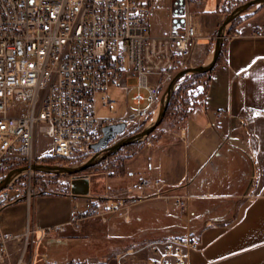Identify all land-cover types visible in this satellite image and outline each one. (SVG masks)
<instances>
[{"label": "built area", "instance_id": "2783aa9c", "mask_svg": "<svg viewBox=\"0 0 264 264\" xmlns=\"http://www.w3.org/2000/svg\"><path fill=\"white\" fill-rule=\"evenodd\" d=\"M182 1L183 12L174 16L182 26L156 36L148 23L153 0H0V165L48 163L46 158L72 165L89 159L94 154L89 144L100 137L104 124L112 123L97 110H115L118 101L110 96L114 88L124 91L128 107L116 121H124L126 129L130 125V134L148 123L159 108L162 90L186 66L200 36L196 6L201 0ZM253 34L264 36V28H255ZM37 132L50 140L48 152H37ZM147 188L161 196L165 183L142 177L134 187ZM33 195L28 190L17 198ZM102 198L74 203L64 223L38 226L27 220L19 236L0 233V262L93 264L92 257L58 261L40 248L55 235L78 230L89 218L128 210L140 200L117 194ZM188 201L189 196L175 200L181 212ZM14 242L19 243L18 253L11 258L8 244ZM147 245L153 253L148 264H187L199 240L191 233H171Z\"/></svg>", "mask_w": 264, "mask_h": 264}, {"label": "crops", "instance_id": "0c3cea01", "mask_svg": "<svg viewBox=\"0 0 264 264\" xmlns=\"http://www.w3.org/2000/svg\"><path fill=\"white\" fill-rule=\"evenodd\" d=\"M153 1L155 9L158 4ZM220 7V0H201L196 6L201 15L196 46L208 41V36L203 34L207 28L204 24L208 22L211 29L222 19ZM252 7L247 15L235 18L225 28L221 58L206 76L202 99L199 98L198 103L178 119L164 120L153 131V138L139 144L128 160L130 169L126 174L130 177V185H125L128 180L124 177H118L119 188L130 189V196L140 198L130 209H143L144 214L135 216L142 220L147 208L168 202L170 196L163 194L160 198L153 196L152 189H134L139 178L161 180L165 183L164 189L171 191L183 183L192 168L196 169L192 181L210 169L218 158H222L225 145L232 149L237 160H241L242 189L225 199L233 204L231 212L206 220L191 233L197 236L199 246L188 253L187 264H264V36L253 34L255 28H264V2ZM183 10L182 0H170L168 15L162 24L148 20L150 32L162 36L171 27L182 26V21L174 16ZM115 90L121 89H111L110 94ZM119 106V101L115 110L99 106L97 115L111 122L119 120L128 112L126 104V111L116 115ZM101 110H109L115 116H103L99 114ZM177 153L183 156L182 164L174 161ZM84 174L89 179L87 195L70 193L71 177L68 175L57 180L58 184L62 182V188L57 191L46 190L35 193L29 200L20 197L0 204V233L19 236L24 232L27 220L38 226L64 223L74 203L83 204L89 199L107 196L110 176L91 171ZM102 178L103 182L99 181ZM99 182L103 183L104 192L97 191ZM132 219L130 213V221ZM171 233L181 234L174 225L143 228L131 233L135 239L130 246L115 249L101 258L95 257L93 264H148L153 253L147 243ZM17 246L18 242L9 243V253ZM59 247L46 248L42 252L58 261L71 259L66 258L67 249ZM56 252L59 257L54 256ZM74 256L73 259L91 257L88 253Z\"/></svg>", "mask_w": 264, "mask_h": 264}, {"label": "rangeland", "instance_id": "374dc122", "mask_svg": "<svg viewBox=\"0 0 264 264\" xmlns=\"http://www.w3.org/2000/svg\"><path fill=\"white\" fill-rule=\"evenodd\" d=\"M155 1L158 5L151 13L149 22L162 24L167 18L170 0ZM247 1L248 0H220V11L223 13L222 19L216 23L214 28L211 29L210 26H208V22L204 24L207 26V28H204L203 34L208 36V41L199 43L196 46L194 49L195 52L187 60L186 66L184 68L200 66L210 61L217 38V30L219 25L235 7ZM252 9L253 7H250L249 9L242 12L237 18H243L248 12L252 11ZM229 24L227 26H229ZM224 31L222 33L221 42H223V37L225 34ZM178 71L174 73V76ZM133 82V80L129 81V83ZM180 86H187V88L184 89V91L180 94V98L174 102L172 109L167 115H165V117H163L162 122L168 119L173 121L178 119L191 107H194L195 104L198 103L199 98L202 99L205 94L206 76H202L198 72H188L182 75L176 81L173 91L177 90V88ZM166 87H164L162 90V94L165 93ZM110 96L120 102V106L116 115L123 114L126 111V94L124 91L115 90L111 92ZM157 113L158 110L155 115H151V118H149L150 120L147 119L148 123L143 124L140 129L142 130L150 126L155 120ZM99 114L103 116H115V114L111 113L109 110H101L99 111ZM162 122L157 127H155L153 131H155L162 124ZM131 126L133 125L131 124ZM153 131L145 137L135 140L133 145L123 146L115 151L113 155H108L106 159H103L101 163L107 161V168H99L97 170L91 171L94 173L101 172L104 174V176H110L107 180V196H103L102 199L106 200L107 198H114L116 194L117 197H125L126 195H130V192H128L130 189L119 188L121 185H118L120 180L118 177H124L125 180H128V182L126 181L125 185H130V177H128L126 174V170L130 169V162L128 161L130 158H127V156L133 150L138 148L140 143L153 138ZM129 135L130 125L127 127L126 131L120 135V137L123 138ZM50 147V140L43 133L37 132V152H48ZM227 147L229 146H224V149L226 148V150H223L225 153H223L222 158H218V161L216 160L211 165L210 169L200 173V175L197 176L194 181L192 180L196 175V169L192 168L188 177H186L179 187L171 191H166V189H164L161 195L166 194L167 196H170L168 198L169 201L161 203V205H152L147 208V210H145V219L137 220L135 217L136 215L144 214L143 209L129 208L128 210H125L123 208H119L107 214L105 218L92 217L85 220L78 230L68 229L62 234L55 235L45 240L40 250L45 251L46 248L57 249L60 246L59 248L61 249H67V259H72L75 257L74 255H77V253H88L92 258H101L103 256L109 255L115 249L130 246L132 239H135V236H132L131 233H135L139 230H142L143 228L149 230L150 228L164 226L169 227L174 225L177 232L181 234L186 232L194 233V231L200 228L206 222V220L212 219L213 217H217L219 215L223 216L231 212L233 204L226 201L225 199L228 198V195H230L232 192L242 189V184L244 183L242 180L243 176L240 175V171L243 167L242 162L241 160H237L232 154V149H227ZM82 160H79L72 165H78ZM120 161L124 164L123 172L121 173L117 172L115 169V166ZM174 161H176L177 164H182L183 156L180 153H177ZM60 165L66 166L71 165V163L68 162V164ZM19 166L22 165L11 166L9 161H3L0 165V182L9 170ZM67 177L68 175L64 173H49L45 171L34 170L24 171L13 176L8 184L0 190V204L11 201L19 196H26L28 190L31 193L34 192V194L42 191L46 192V190L57 191L62 188V182L58 184L57 180ZM124 178L121 180H124ZM99 181L103 182V178L101 180L99 179ZM99 183L96 187L97 191L104 192V186L102 185L103 183ZM152 190L154 191V189ZM153 196L158 197L156 194ZM179 196H189L188 207L185 212H181L176 205L175 200ZM161 197L163 196H160V198ZM131 206L132 204L130 207ZM130 213L133 214L132 221H130ZM17 253L18 251L15 249L14 251H10L9 254L11 258H15Z\"/></svg>", "mask_w": 264, "mask_h": 264}, {"label": "water", "instance_id": "95a60500", "mask_svg": "<svg viewBox=\"0 0 264 264\" xmlns=\"http://www.w3.org/2000/svg\"><path fill=\"white\" fill-rule=\"evenodd\" d=\"M263 2L264 0H248L247 2H244L243 4H240L237 7H235L224 18V20L221 22L217 30V38L215 41L211 61L208 64L183 68L175 74V76L171 79V81L166 87V91L161 98L157 116L150 126L138 132L132 133L129 136L120 138L118 141L112 143V141H114L118 135L122 134L125 131L126 123L124 121H115L112 123L104 124L101 128L100 137L96 141L89 144L88 146L94 152V154L89 159L85 160L84 162L78 165H66L65 166V165H60L56 163H31V164H24L22 166L15 167L9 170L6 173V175L2 178L0 182V190L8 184V182L11 180L13 176L20 174L24 171L34 170V171H45L49 173L67 174L71 177L70 182H69L70 193L76 196L87 195L89 192V189H88L89 179L84 174L85 170L88 167L100 161L102 158H105L106 156L114 153L119 148L129 143H132L137 139L143 138L149 133H151L155 129V127H157L162 122L165 111L168 107L170 98L172 96L176 81L182 75L188 72L205 73V72L210 71L211 68L216 63L218 55L220 53L221 45H222V42H221L222 33L224 29L226 28V26L231 21H233L235 18H237L245 10L259 3H263Z\"/></svg>", "mask_w": 264, "mask_h": 264}, {"label": "trees", "instance_id": "16d2710c", "mask_svg": "<svg viewBox=\"0 0 264 264\" xmlns=\"http://www.w3.org/2000/svg\"><path fill=\"white\" fill-rule=\"evenodd\" d=\"M221 58V50H220V53H219V55H218V58H217V61L219 60ZM209 73V71L208 72H205V73H199L200 75H202V76H207V74ZM187 88V86H180L179 88H177V90H175V91H173V93H172V96H171V98H170V101H169V104H168V107H167V109H166V111H165V114H164V117H165V115H167L168 114V112L172 109V107H173V105H174V102L178 99V98H180V94L184 91V89H186ZM173 111V110H172ZM139 131L141 130L140 128L138 129ZM137 130V131H138ZM135 142H132V143H129V144H127V145H125V146H131V145H133ZM137 150V148L135 149V150H133L128 156H127V158H130L134 153H135V151ZM115 153V152H114ZM114 153H112V154H110V155H113ZM108 156H106L105 158H102L100 161H98L97 163H95L94 165H92V166H90V167H88L85 171L86 172H89V171H93V170H97V169H99V168H107V161H105L104 163H101V161H103V159H106ZM54 161V159H52V158H46L45 159V162H48V163H51V162H53ZM11 163V166H13V165H24V164H26V161H23V160H20V161H17V162H10ZM123 162H119L116 166H115V169H116V171L117 172H123ZM53 252V251H52ZM50 253V252H49ZM57 253L58 252H56V254L54 255L55 257H59L58 255H57Z\"/></svg>", "mask_w": 264, "mask_h": 264}, {"label": "bare ground", "instance_id": "6f19581e", "mask_svg": "<svg viewBox=\"0 0 264 264\" xmlns=\"http://www.w3.org/2000/svg\"><path fill=\"white\" fill-rule=\"evenodd\" d=\"M210 57H211V56H210ZM211 59H212V57L210 58V61H211ZM210 61H209V62H210ZM209 62H208V63H209ZM208 63H206V64H208Z\"/></svg>", "mask_w": 264, "mask_h": 264}]
</instances>
